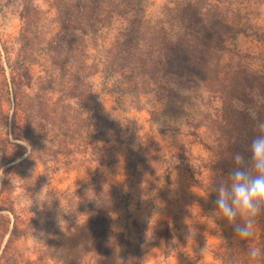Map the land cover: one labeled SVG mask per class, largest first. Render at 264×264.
Here are the masks:
<instances>
[{
    "label": "rangeland",
    "instance_id": "374dc122",
    "mask_svg": "<svg viewBox=\"0 0 264 264\" xmlns=\"http://www.w3.org/2000/svg\"><path fill=\"white\" fill-rule=\"evenodd\" d=\"M74 1L0 0V256L14 232L9 252L18 264H264V255H247L264 250V210L247 241L214 214V181L233 152H247L223 136L187 133L194 94L212 113L220 100L191 86L194 105L178 116L163 104L174 74L137 95L118 85L120 74L104 76L116 34L174 0H101L96 32L77 24L76 11L67 15ZM224 10L246 33L226 38L221 63L240 79L264 75V0H228ZM260 81H245L251 101L234 99L240 116L264 111ZM103 118L120 122L117 140L94 137ZM42 187L45 206L21 199Z\"/></svg>",
    "mask_w": 264,
    "mask_h": 264
},
{
    "label": "trees",
    "instance_id": "16d2710c",
    "mask_svg": "<svg viewBox=\"0 0 264 264\" xmlns=\"http://www.w3.org/2000/svg\"><path fill=\"white\" fill-rule=\"evenodd\" d=\"M99 1L101 0H75L67 5V15L76 11L77 24H87L88 31L96 32L98 24L103 21ZM227 1L174 0L167 2L160 16L146 17L142 14L130 27L119 31L105 49L102 70L107 78L120 74V78L117 77L118 85L125 83L124 89L136 95L151 90L152 85L165 75L174 74L175 86L167 90V99L163 104L165 111L178 116L188 115L185 106L194 105L190 101L192 93L185 94L186 90L191 86L204 89L209 100L219 99L221 105L214 107V113L208 108L201 109V106L205 105L204 97L201 93H195L196 98L200 100L196 102L197 111L190 119L185 120L186 124H190L187 133L196 136L202 134L215 139L223 136L230 146H242L246 151V139H251L255 134V119L264 121V111H257L255 119L248 113L240 116L242 112H238L234 99L251 101L252 94L247 90L245 81L250 77L259 81V78L264 79V75L243 71V78L240 79L238 71H233L231 66L227 67L221 63L220 53L225 48L223 43L226 38L246 33V29L236 27L228 20L224 10ZM115 8L118 9V6L113 4L104 18L110 19L111 10ZM94 65L96 69L93 73L98 70V63ZM116 87L117 85L110 87L112 89L106 92L118 90ZM257 87L260 92H264L263 81H260V84L258 82ZM93 97L96 99L98 94ZM93 115L97 119L101 113L95 110ZM61 118L65 120V113L62 112ZM103 119L106 128L96 125L94 137L105 141L117 140L122 131L120 122ZM201 127L204 128L202 131ZM239 136L245 138L242 145L238 144ZM99 157H103L102 153ZM128 159L137 162L131 157ZM13 237L14 232L3 249L0 264H18L9 252Z\"/></svg>",
    "mask_w": 264,
    "mask_h": 264
},
{
    "label": "clouds",
    "instance_id": "9594fccd",
    "mask_svg": "<svg viewBox=\"0 0 264 264\" xmlns=\"http://www.w3.org/2000/svg\"><path fill=\"white\" fill-rule=\"evenodd\" d=\"M254 132L246 148L248 155L233 152L230 170L218 176L211 191L216 196L214 214L218 213L244 241L254 236L255 218L264 210V121H257ZM42 194L44 187L36 193L23 194L21 199L29 200L30 206L35 203L41 207L48 204L41 199ZM247 255L255 260L264 255V250L249 247Z\"/></svg>",
    "mask_w": 264,
    "mask_h": 264
}]
</instances>
